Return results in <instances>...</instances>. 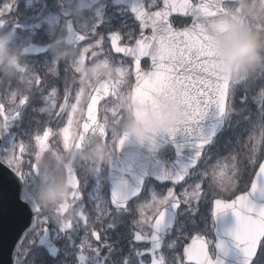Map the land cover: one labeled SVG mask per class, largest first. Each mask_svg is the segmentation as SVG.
<instances>
[{"label":"snow or ice","instance_id":"snow-or-ice-1","mask_svg":"<svg viewBox=\"0 0 264 264\" xmlns=\"http://www.w3.org/2000/svg\"><path fill=\"white\" fill-rule=\"evenodd\" d=\"M218 2L90 0L87 14L91 36L81 37L78 43L95 48V57L107 56L119 62L126 77L143 84L148 96L166 91L168 82L178 83L188 94L191 110L151 153L132 151L126 163H117L118 156L102 174L89 176L96 178L97 185L105 179V171L108 177H118L107 199L88 191L89 177L82 185L78 181L74 199L81 207L75 220L57 224L38 204L23 196L22 177L30 161L24 160L21 149L28 140L38 139L41 129L42 133L55 134L53 123L58 125L66 114L69 125L73 121L71 113L79 111L83 118L82 109L88 103L83 82L73 87L63 79L61 98V90L56 83H49L48 76L58 82L63 65L57 63L43 75L42 67H37L35 83L42 89L39 97L22 96L12 110L0 103V218L11 211L21 221L17 233L21 239L15 243L22 248L18 253L13 246L10 264L19 260L26 264H69L70 256L63 251L64 239L69 237L80 240L77 264H187L193 259L196 264H225L224 256L231 249L239 254L240 264H264V79L229 83L222 89L218 79L204 71L206 42L198 21L204 12L217 14ZM2 5L0 11L6 15H11L14 8L26 13L23 26L17 17L16 32L20 38L31 37L36 49L30 54L34 67L50 61L49 52L42 49L48 36L37 22L55 11V6L41 0H33L30 7L22 6L21 0L14 6ZM173 14L189 18L190 25L179 19L174 22ZM178 68L183 75L177 74ZM187 72L199 73L198 87L189 89L186 85ZM257 96L262 101L257 107L262 131L259 142L248 135L250 163L235 179L231 176L227 183L218 181L219 162L214 165L211 161L233 144L232 140L221 143L225 132L231 129L236 140L247 131L252 119L248 103L250 99L255 103ZM58 99L61 102L57 103ZM35 105L40 106L42 115L52 113L57 117L44 123L38 133L32 131L29 113ZM172 148L176 159H166ZM123 150L117 149L120 153ZM257 197L260 203L254 202ZM86 201L93 205L94 219L86 211ZM226 209L236 217L235 228L229 232H224L217 220ZM129 214L133 217L130 229ZM109 229L117 233L116 241L109 240ZM192 230L211 231L213 236L206 239L198 234L194 239L201 243L195 254L190 247H184L181 253L180 241ZM120 241H126L127 247ZM141 242L149 247L137 249Z\"/></svg>","mask_w":264,"mask_h":264},{"label":"rangeland","instance_id":"rangeland-1","mask_svg":"<svg viewBox=\"0 0 264 264\" xmlns=\"http://www.w3.org/2000/svg\"><path fill=\"white\" fill-rule=\"evenodd\" d=\"M243 1H245V6L253 17L255 26L250 28L248 22L243 20L240 28L252 31L264 44V0H241L242 3ZM48 2V4L55 6V11L40 18V20L44 21L43 29H41L48 36L45 44H50L51 47L49 53L50 61L46 60L43 66L37 64L34 67L32 58L25 57L21 53L23 45L32 42V40L30 36L20 38L14 27H16L17 17H19L18 22L22 26L25 24L26 14L16 15L15 9L17 8L13 10L11 15H2L0 11V17L3 18L0 19V65L5 70V82L9 84L4 87V93L7 96L9 92V98L16 100L15 103H9L8 100H0V103H3L7 109L12 110L22 96L39 97L42 89L36 87V68L42 67L41 74L43 75L44 71L55 69L57 63L62 64L66 71L63 72V66H61L59 81L57 82V78L51 75L48 76V81L49 83H56V86L61 90V98L63 79L67 81L69 86L73 87L83 82L86 99L91 95L95 84L101 80L107 82V89L106 94L100 100L97 117L94 120L91 132L84 134L81 132L80 123L72 124L77 121L79 111L71 113V109H69L68 112L71 113L73 119L70 125L68 124L69 116L66 114L60 122V127L53 123V128L56 129L55 134L51 131L42 133L41 129L39 138L28 140L25 148L21 149L25 152L24 160L30 161V164H26L25 168L30 171L33 165L38 167L35 186L45 196L53 188L63 190L55 183V179L64 180V166L67 163L72 164L73 167L76 166L85 178L88 177V174L96 176L98 165L105 162L107 156H113L112 151L114 148L112 145L115 144L122 126L132 122L129 90V80L131 85V79L127 78L122 72L119 62H114L107 56L95 57L93 56V52L96 51L95 48L66 41L69 26H72L87 37L91 36V21L87 14L90 0H48ZM3 3L7 4L9 1L0 0V8L3 7ZM32 3L33 1L25 0L22 5L21 0L22 6L30 7ZM226 8L229 9V7ZM4 20L8 21V26L2 23ZM40 20L37 22L39 27ZM262 52H264V48L261 49L260 57L253 65L233 71L232 84H240L242 80V84L258 80L255 76L256 73H258L259 79H264V54ZM117 59H119V56H117ZM14 83L19 84L18 89H15ZM2 85L3 80L0 79V87ZM59 100H57V103H59ZM261 102V98L257 96L255 97V103H253L252 99L248 103L252 117L251 122L257 127H260L257 107ZM29 113L33 133H38L39 128L44 123L52 122V118L53 122L57 119L56 115L52 113L42 115L39 105H35L34 110L32 112L29 110ZM83 122L87 125L90 124V120H86V118ZM71 125L75 126L72 132H70ZM258 131L261 138V128ZM105 134H107V139H105ZM50 146H52V149L49 148ZM68 151L70 152L69 154L67 153ZM98 152L104 156L103 160H98ZM44 159H47L51 165L48 170L43 165ZM217 159H213L211 163L214 164ZM27 176L31 177L30 172ZM60 185L63 186L62 183ZM67 191L64 199L69 202L71 211L66 217H62L68 220L71 219L70 216L73 217L71 212L77 211L81 206L74 199V197L78 196V191ZM88 191L94 194L93 189L88 188ZM63 200H57L48 213L57 224L59 219L55 217L54 213H58L57 206L63 203ZM51 203L52 205L54 204V202ZM65 219H61L59 223L67 221ZM20 264H26V262L23 261Z\"/></svg>","mask_w":264,"mask_h":264},{"label":"water","instance_id":"water-1","mask_svg":"<svg viewBox=\"0 0 264 264\" xmlns=\"http://www.w3.org/2000/svg\"><path fill=\"white\" fill-rule=\"evenodd\" d=\"M238 0H219L216 7L220 9L217 14H211L204 12L199 17V24L201 25L202 34L206 42V51L203 53L206 55V59L203 61L205 67L204 71L210 73L213 77L217 78L220 85L226 88L231 82L232 70L225 66V63L220 56V50L217 47L216 42L213 40V36L217 33H227L233 29L239 28V23L242 15V6L238 5L234 10H226L223 6L225 3H234ZM180 2V0H178ZM190 2H193L190 0ZM197 3H215V0H196ZM162 3V2H161ZM173 17H177L173 14ZM172 17V18H173ZM184 18L186 17H179ZM191 20L189 22V25ZM83 35L79 34L75 30L71 29L70 34L67 38L68 42H74L80 40ZM42 49L48 50V46H42ZM35 46L30 44L22 49V53L30 55L35 51ZM177 74L183 75L181 70L177 69ZM163 75V74H161ZM198 72H187V79L185 80L186 85L189 89L198 87L196 80ZM166 91L161 90L156 92L152 96H148L143 91V84H137L134 79V84L131 92V106L132 115L134 118L133 127H126L120 140L117 143V149L123 148L124 150L120 153L117 151L120 161L127 162L132 158V151H141L145 154L151 153L156 147L159 146L160 140L165 135L171 134L176 127L186 118L187 114L191 110V103L188 99V94L184 89H181L179 84H172L168 82L165 84ZM105 89V83L101 82L92 97V103L100 97L101 92ZM194 95V94H193ZM179 113V119L176 120L175 124L167 128L157 127V122L164 123L169 117ZM211 119V114H209ZM174 156L171 160L176 159L175 148H172ZM110 160V165L112 164ZM109 165V166H110ZM69 174V169H67ZM138 171V169H134ZM118 177L113 174L112 177H107L109 182L110 193ZM131 179V177H129ZM72 176L69 174L67 185L72 186ZM6 183V181H5ZM23 183V182H22ZM33 203H35L32 199ZM256 203H260V198L254 200ZM61 210L65 211L66 206L62 205ZM220 228L224 232H229L235 228L236 217L231 209H226L222 214L217 217ZM21 221L17 218L14 212L7 211L5 215L0 218V264H10L11 250L16 245V240L20 238L17 233L20 231ZM192 237L186 242L185 247H190L193 254L198 250L201 243L200 240ZM225 264L231 261L232 264H240L239 254L235 249H231L226 252L224 256ZM187 263L196 264L195 260L187 261Z\"/></svg>","mask_w":264,"mask_h":264},{"label":"trees","instance_id":"trees-1","mask_svg":"<svg viewBox=\"0 0 264 264\" xmlns=\"http://www.w3.org/2000/svg\"><path fill=\"white\" fill-rule=\"evenodd\" d=\"M4 1H7V2L9 1V3H13V6L16 3V0H4ZM31 1L33 0H29V2ZM41 2L46 3V4L49 3L48 0H41ZM23 3H25V0H22V5ZM1 14L5 15L2 11H1ZM15 14L20 15L22 14V11L15 10ZM0 19H3V18L0 17ZM176 20L177 19H175L174 22ZM179 20H181L183 24L188 23V20H182V19H179ZM245 20L249 23L250 28H253L255 26L253 17L251 13L248 11V9L246 10V13H245ZM41 21H42L41 27L43 28L44 21L43 20ZM176 26L180 27L181 25L177 24ZM4 78H5V70L2 67V65H0V79L3 80V85L0 87V91H2L0 92V100L1 101L8 100L9 103H15L16 101L15 99L9 98V92L7 96L4 93L5 92L4 87L9 85L5 82ZM14 85L16 86L15 89L19 88L18 83H14ZM253 125L254 124L250 121L249 124L247 125V131L244 133V135L241 138L238 137L236 140L232 134L231 129H229L227 132L224 133V138L222 139L221 143H225L227 140H232L233 144H229L227 148L222 149L218 157L219 159H217L214 162V165L217 164V162H219V168L217 169V170H220L218 171V176H217L218 181H223L224 183H227L228 180L231 178V176L233 177V179H235L236 177L239 176L240 172L245 168V166L250 163V160L252 158V153L247 144L248 135H253L256 138L257 142H259L260 140L259 131H258L260 127H257L256 125L255 127H253ZM43 165L46 170L51 168V165L47 159L43 160ZM35 185L36 184L30 185L28 188V191H26L25 193L32 195V197H34L37 200L38 205L44 211L45 207H44L43 202L45 201L44 199L45 195H43L44 193L42 191H38ZM243 187H244V184L241 183L240 188L243 189Z\"/></svg>","mask_w":264,"mask_h":264},{"label":"flooded vegetation","instance_id":"flooded-vegetation-1","mask_svg":"<svg viewBox=\"0 0 264 264\" xmlns=\"http://www.w3.org/2000/svg\"><path fill=\"white\" fill-rule=\"evenodd\" d=\"M262 54H264V52H262ZM248 67V66H247ZM259 67V66H258ZM259 70H260V67H259ZM256 77H257V79H259V77H258V73H256V75H255ZM86 105V104H85ZM100 106V105H99ZM84 108H85V106H84ZM98 109H99V107H98ZM83 115V114H82ZM97 117V115L96 114H94L93 115V118H92V120H90V124L89 125H87V124H85L83 121L85 120V118H86V120H89L88 119V117H87V115L86 114H84L83 115V118H81V113L80 112H78V119H77V121H75L74 123H72V124H78V123H80V128H81V132H83L84 134H86V133H89V132H91L92 131V129H93V123H94V120H95V118ZM56 121V120H55ZM52 122H53V118H52ZM60 125H61V123H59L58 124V127H60ZM75 128V126H73V125H71L70 126V132H72V130ZM82 128H83V130H82ZM120 133V132H119ZM81 138V137H80ZM79 138V139H80ZM78 143H79V141H77ZM68 154L70 153L69 151L67 152ZM113 153L115 154V149L113 150ZM110 156V155H109ZM109 156H107L106 158H105V162H102V164H99L98 165V169H97V175H100V174H102L103 172H104V170L106 169V168H108V158H109ZM70 164V163H69ZM72 165V164H71ZM72 167H73V165H72ZM73 169H74V172H75V174H76V176H77V178H78V181H79V183L82 185L83 183H84V181L86 180V178L85 177H83V175L78 171V168H76V166L75 167H73ZM104 176H105V179H103L101 182H100V184L99 185H97V181H96V178H93V177H89L90 176V174H88L87 176L89 177V179H88V188L89 189H93V191H94V194H98V195H100V196H102L103 198H105V199H107L108 197H109V195H110V189H109V183H108V181H107V171H105V173L103 174ZM55 183L56 184H58L60 187H61V185H60V183H62L63 184V186H64V188H66V190H68V191H71V192H74V191H78V188L77 189H72V188H69L67 185H66V181H65V175H64V180L62 181V180H59V179H55ZM67 191V192H68ZM64 198H66L65 196H64ZM64 202H67V204H66V212L63 214V213H57V212H55L54 214H55V217H57V215L59 214V216H62V214H63V216L64 217H66V215L71 211V209H70V206H69V202L66 200V199H64L63 200ZM70 203H71V201H70ZM86 211L90 214V216H92V218L94 219L95 218V213L93 212V205L91 204V203H88L87 201H86ZM57 208H58V210H59V205L57 206ZM54 211V210H53ZM79 211H80V209H78L77 211H74V212H71L72 214H73V217H71L70 216V218L72 219V220H75L76 218H77V216H78V214H79ZM53 218V217H52ZM61 219H65V218H63V217H60L59 218V221L61 220ZM132 219H133V217H132V215L131 214H129L128 215V227H129V229L131 228V221H132ZM53 220H54V218H53ZM65 220H67V219H65ZM69 220V219H68ZM59 221H58V224H61V223H59ZM97 227H99V225H97ZM208 228L209 229H211L210 228V224H209V221H208ZM145 234H146V231H145ZM201 235V236H205L206 237V239H211V231H202L201 233L200 232H198L197 233V235ZM107 236H108V238H109V240H112V241H116L117 240V233L114 231V230H112V229H109L108 230V232H107ZM121 243H125V246L127 247V242L126 241H120ZM183 242H185L184 241V237L181 239V241H180V252L182 253V246H183ZM80 243V240H79V237H69V238H65L64 239V244H63V251H64V253L66 254V255H69L70 256V260H69V264H77V261H76V256H77V253H76V247H77V245ZM147 247H149V245L147 244V243H145V242H141V243H139V244H137L136 245V248L137 249H139V250H144V249H146ZM145 259L147 260V259H149V257H145ZM80 264H83V262H80Z\"/></svg>","mask_w":264,"mask_h":264},{"label":"clouds","instance_id":"clouds-1","mask_svg":"<svg viewBox=\"0 0 264 264\" xmlns=\"http://www.w3.org/2000/svg\"><path fill=\"white\" fill-rule=\"evenodd\" d=\"M220 56L225 66L233 70L253 65L260 57L261 49L264 44L261 43L259 37L248 29L236 28L227 33H217L213 36ZM179 119V113L168 118L164 123L157 122V127L167 128L175 124ZM98 160H103L104 156L97 153ZM63 190L53 188L46 194L44 199L49 202L63 200L66 188L61 186ZM59 214L57 219H59Z\"/></svg>","mask_w":264,"mask_h":264}]
</instances>
